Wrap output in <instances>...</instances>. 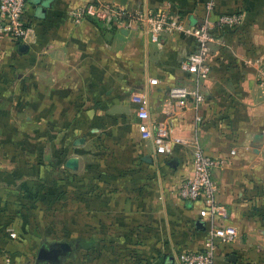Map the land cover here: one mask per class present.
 Listing matches in <instances>:
<instances>
[{
  "label": "crops",
  "instance_id": "0c3cea01",
  "mask_svg": "<svg viewBox=\"0 0 264 264\" xmlns=\"http://www.w3.org/2000/svg\"><path fill=\"white\" fill-rule=\"evenodd\" d=\"M90 2L165 10L178 26L152 41L136 23L81 11ZM235 11L241 25L217 26ZM24 19L26 50L0 42V264H30V243L49 237L90 245L60 264H178L204 248L216 264H264V0H27ZM201 22L217 38L206 79L181 68ZM174 87L187 91L183 102ZM135 94L182 143L159 154L141 138ZM197 151L219 161V222L177 194ZM70 158L78 167L66 194L58 178L45 189L44 175ZM227 227L232 238L211 241Z\"/></svg>",
  "mask_w": 264,
  "mask_h": 264
},
{
  "label": "built area",
  "instance_id": "2783aa9c",
  "mask_svg": "<svg viewBox=\"0 0 264 264\" xmlns=\"http://www.w3.org/2000/svg\"><path fill=\"white\" fill-rule=\"evenodd\" d=\"M26 5L27 0H0V42L8 39L16 45L26 43L30 30L24 19ZM207 6L210 8L211 4ZM81 11L102 19L107 24L125 22L129 26L131 23H136L149 34L152 41H158L161 34L171 32L178 26V19L165 10L153 13L90 2ZM242 21L243 14L235 11L218 15L216 24L219 28L235 29L241 25ZM190 33L196 46L194 50L184 55L181 68L198 79H206L211 73V65L208 62L209 52L217 38L202 22L193 25ZM35 43L36 39L32 38L30 44ZM256 81L264 91V68L258 70ZM151 82L157 83V80L153 79ZM170 95L172 98L183 102L187 96V91L182 87H174L170 90ZM132 102L137 106L140 136L144 140H151L157 153L165 154L173 144L182 143V139L172 137L169 129L162 123L150 121L148 100L145 95L135 94L132 97ZM196 121L203 122V119L201 116H197ZM191 162L193 172L180 182L177 194L182 200L199 204L198 214L201 219L219 222L225 216V210L217 198L218 188L214 178V171L217 169L219 161L197 151ZM217 235L230 239L234 236V230L227 227L223 233L220 229L212 231L211 241ZM177 262L178 264H216V257L212 248H204L179 253Z\"/></svg>",
  "mask_w": 264,
  "mask_h": 264
},
{
  "label": "rangeland",
  "instance_id": "374dc122",
  "mask_svg": "<svg viewBox=\"0 0 264 264\" xmlns=\"http://www.w3.org/2000/svg\"><path fill=\"white\" fill-rule=\"evenodd\" d=\"M46 168H47V166H46ZM62 169L63 170H61L59 172L58 176L51 175L50 172H47L44 175V177H43V179H44L43 180V187L45 189H49L51 187V183L55 182V179L58 178L59 184H60V190H61L60 193L66 194L67 189L72 186L71 184H72L73 181H71V179L73 178L74 173L72 172V169H70L68 167H66V168L63 167ZM64 190H65V192H63ZM68 240L66 238H51V237H49L47 239L38 240V241H34V242L30 243L31 244L30 250H29L30 254H29V256H27L28 262L30 264H36L37 254H38L39 248L41 247L42 244H48V243H54V242H62V241H66L67 242Z\"/></svg>",
  "mask_w": 264,
  "mask_h": 264
},
{
  "label": "water",
  "instance_id": "95a60500",
  "mask_svg": "<svg viewBox=\"0 0 264 264\" xmlns=\"http://www.w3.org/2000/svg\"><path fill=\"white\" fill-rule=\"evenodd\" d=\"M21 46V45H20ZM20 50H26V46L23 45L20 47ZM66 166L70 169H77L78 163L75 158L68 159ZM70 244V250L74 249L73 242L67 243V242H54L50 243L49 246H46V244H42L39 248L36 262L37 263H51V264H60L62 257L64 255H67V253L64 251L65 247H67Z\"/></svg>",
  "mask_w": 264,
  "mask_h": 264
},
{
  "label": "trees",
  "instance_id": "16d2710c",
  "mask_svg": "<svg viewBox=\"0 0 264 264\" xmlns=\"http://www.w3.org/2000/svg\"><path fill=\"white\" fill-rule=\"evenodd\" d=\"M73 247H74V249L70 250L69 253H71L72 251H74L76 249H88V248H90V245L88 243H86V241L84 239L81 238V239H78V240L73 242Z\"/></svg>",
  "mask_w": 264,
  "mask_h": 264
},
{
  "label": "flooded vegetation",
  "instance_id": "af4514ba",
  "mask_svg": "<svg viewBox=\"0 0 264 264\" xmlns=\"http://www.w3.org/2000/svg\"><path fill=\"white\" fill-rule=\"evenodd\" d=\"M69 243V242H68ZM49 244L50 243H48V244H46V246H49ZM70 244L67 246V247H65V249H64V251L66 252V253H69L70 252ZM39 264H41V263H39Z\"/></svg>",
  "mask_w": 264,
  "mask_h": 264
}]
</instances>
